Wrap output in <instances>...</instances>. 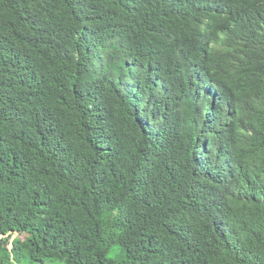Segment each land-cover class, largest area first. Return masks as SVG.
Wrapping results in <instances>:
<instances>
[{
    "label": "trees",
    "instance_id": "trees-1",
    "mask_svg": "<svg viewBox=\"0 0 264 264\" xmlns=\"http://www.w3.org/2000/svg\"><path fill=\"white\" fill-rule=\"evenodd\" d=\"M0 264H264V0H0Z\"/></svg>",
    "mask_w": 264,
    "mask_h": 264
},
{
    "label": "rangeland",
    "instance_id": "rangeland-1",
    "mask_svg": "<svg viewBox=\"0 0 264 264\" xmlns=\"http://www.w3.org/2000/svg\"><path fill=\"white\" fill-rule=\"evenodd\" d=\"M14 238V237H13Z\"/></svg>",
    "mask_w": 264,
    "mask_h": 264
}]
</instances>
